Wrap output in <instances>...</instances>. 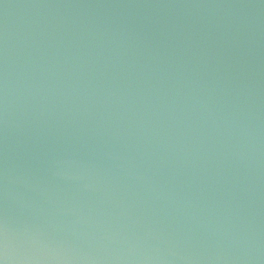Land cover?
Returning a JSON list of instances; mask_svg holds the SVG:
<instances>
[{
	"label": "water",
	"instance_id": "water-1",
	"mask_svg": "<svg viewBox=\"0 0 264 264\" xmlns=\"http://www.w3.org/2000/svg\"><path fill=\"white\" fill-rule=\"evenodd\" d=\"M0 264H264V0H0Z\"/></svg>",
	"mask_w": 264,
	"mask_h": 264
}]
</instances>
